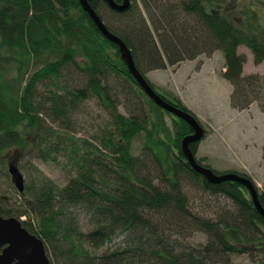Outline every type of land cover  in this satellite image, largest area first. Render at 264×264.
Segmentation results:
<instances>
[{"label":"trees","instance_id":"16d2710c","mask_svg":"<svg viewBox=\"0 0 264 264\" xmlns=\"http://www.w3.org/2000/svg\"><path fill=\"white\" fill-rule=\"evenodd\" d=\"M142 1L170 65L219 50L222 76L232 85L231 105L242 110L256 101L264 112L259 77L243 74L246 58L238 52L245 45L255 64L263 62L262 29L240 28L224 11L223 0ZM89 3L125 41L143 75L146 67H165L137 3L123 12L105 0ZM132 85L143 92L118 46L102 35L79 0H0V166L15 151L58 165L65 157L62 167L71 170L62 187L44 175L35 187L26 183L19 195L28 208L14 214L27 216L20 221L44 242L51 264H229L230 254L255 247L264 255V217L248 189L234 181L210 183L195 172L181 150L182 139L192 133L190 125L176 117L170 128L162 116L167 111L144 92L150 113L120 112L119 101ZM161 95L191 113L175 94ZM90 100L108 119L78 137L74 125ZM46 113L61 124L43 128ZM141 136L136 156L132 142ZM198 145L190 144L196 161L210 167L196 157ZM186 178L230 199L235 212L216 220L195 212L184 190ZM257 192L264 207V190ZM0 214L13 216L1 208ZM194 230L206 235L205 245L187 243L185 236ZM117 238L119 244L108 245Z\"/></svg>","mask_w":264,"mask_h":264},{"label":"rangeland","instance_id":"374dc122","mask_svg":"<svg viewBox=\"0 0 264 264\" xmlns=\"http://www.w3.org/2000/svg\"><path fill=\"white\" fill-rule=\"evenodd\" d=\"M131 5H137L142 9V13L145 17L146 23L151 30L153 37L155 38L156 44L158 48H160L161 53L164 57L165 67L160 69H150L144 68L145 77L154 85L155 90L163 94V92H172L175 94L181 101L182 99L176 94L177 87L178 91L181 92V95L185 98L186 104L182 103L187 107L191 113H193L197 119H199L202 127L207 131L204 136V139L201 140L200 145L202 148L206 149H217L220 152L225 151L229 152L228 145L229 142L227 140V135L224 132L219 130H212V127H216L213 123L211 117L208 118V103L218 102L221 106L227 110V103L230 100V87L231 85L225 81L220 75H216L213 72V69H217L222 62V53L219 50H215L210 56H208L207 52H203L199 55H196L195 58L184 59L176 65H170L168 60H166V56L163 53L160 43L157 40V35L153 30V26L151 23V18L144 9L142 0H130ZM224 11L233 19V21L243 30L250 29L251 31H257L262 29L264 32V9L260 2H264V0H223ZM104 11V10H103ZM106 18L112 17L110 12H106ZM108 16V17H107ZM108 20V19H107ZM238 52L243 54L246 58L244 63V73L247 74H255L260 85L262 86V93H264V61L255 64L253 62V55L249 48L245 45H241L238 47ZM192 63L197 64V67L202 71L198 76V85H207L206 94L197 93L199 97L192 98L188 96L189 92L181 87L183 83V79L180 77H172V73L175 72L176 66L184 63ZM223 63V62H222ZM202 65L204 66L203 68ZM186 66V65H185ZM213 67V68H212ZM169 70V71H168ZM183 76L186 75L183 70L181 71ZM214 73L210 77H204L206 74ZM12 76V75H11ZM193 79V78H192ZM191 79V80H192ZM196 81V80H195ZM174 90V91H172ZM132 91V92H131ZM127 92V91H126ZM125 94V93H124ZM127 95L123 96L118 104V110L123 114H136L138 116H142L143 113H150V104L148 102L147 96L141 92V90L136 86H130V92L126 93ZM201 99L202 102L196 100ZM256 102V101H253ZM257 103V102H256ZM251 104V103H250ZM258 104V103H257ZM259 106V105H258ZM81 115L76 119V124L74 125V130L76 131V135L78 137H85L93 131L97 130L100 125L104 123L108 119V114L100 108L94 100H90L82 105L81 107ZM235 113L231 114L233 117ZM162 116L166 124L171 128L173 121L176 119V116L173 114H167V112H162ZM264 118L263 115H259ZM49 113L43 114V128H56L61 123ZM175 117V118H174ZM251 115L248 113H243L239 116H235L234 119L237 121V125L241 123V119L244 120L245 124H250ZM262 118H258L260 129L259 132H264V121ZM238 119H240L238 121ZM218 122V120H214ZM234 121V122H236ZM211 124V125H210ZM227 126H230L229 124ZM227 128V127H226ZM210 129L213 131L211 132ZM218 129V128H217ZM236 135L240 134V130L238 126H235ZM211 132V134H210ZM88 133V134H87ZM209 133V136L206 135ZM143 135V134H142ZM144 142V138L141 136L133 140L132 142V151L133 154L139 156L141 154V146ZM199 147V145H198ZM203 151H200L196 157H200ZM204 153H207V151ZM203 161L205 159L201 158ZM60 165L56 164L53 161H42L38 158H35L33 155L22 156L19 153H15V151L10 152V156L5 163L4 167L0 166V208L4 210H8L14 217V214L26 209L25 199L23 196H20L14 185L12 184L9 174L7 173V165L10 162H16L19 165L24 177L25 182L30 187H35L36 184L39 183V180L43 175L51 180L59 187H62L66 184V181L71 173L69 167L63 169L62 165L65 164L66 158L60 157ZM240 160V159H239ZM216 164H213L214 167H221L222 165H228L231 163H238L236 160L231 162V159H221L220 157H213V160ZM206 165V164H205ZM236 166V165H235ZM228 165V170L218 171L220 173L224 172H234L239 171V173H245L248 175L251 180L254 182L258 191L264 190V166H247L243 164H239L240 167H235ZM234 167V168H230ZM210 168H212L210 166ZM213 169V168H212ZM216 169V168H214ZM240 169V170H235ZM218 170V169H216ZM238 173V172H237ZM182 178V177H181ZM184 190L189 196L190 205L192 209L204 216L211 217V219L216 220L219 215H229V213H234L236 210L233 202L226 198L223 195H213L205 192L201 188V183L198 181L195 182V179L186 178L183 179ZM28 208V207H27ZM24 217V218H23ZM81 224H84L86 221L83 216H80ZM21 220H26L27 216H20ZM34 214L31 215V222H35ZM188 244L193 246L205 245L206 243V235L199 231H192L189 235L185 236ZM119 238L115 239L112 243L108 244L109 246H115L119 244ZM253 247V246H252ZM104 247L101 251L105 250ZM261 249H250L249 253H238V254H230L228 262L229 264H263L264 255L260 251Z\"/></svg>","mask_w":264,"mask_h":264},{"label":"water","instance_id":"95a60500","mask_svg":"<svg viewBox=\"0 0 264 264\" xmlns=\"http://www.w3.org/2000/svg\"><path fill=\"white\" fill-rule=\"evenodd\" d=\"M105 1L117 12L127 10L131 3L130 0H122L121 2L115 0ZM79 2L83 10L86 11L95 22L102 35L118 46L121 59L126 64L129 73L142 91L160 108L181 118L190 125L192 133L186 135L182 139L181 150L191 168L195 172L203 175L210 183L234 181L245 186L250 192L255 208L264 217V207L259 201L257 188L254 182L249 177L237 172L217 174L210 167L201 165L196 161L190 144L200 141L204 136L205 133L202 125L192 113L170 103L158 93L136 67L131 49L127 46L125 41L109 30L96 10L90 5L89 0H79ZM7 172L9 173L13 185L21 192L24 186V176L16 162H10L8 164ZM0 264H51V261L46 251L45 244L39 237L29 232L18 218L14 216L5 217L0 214Z\"/></svg>","mask_w":264,"mask_h":264},{"label":"crops","instance_id":"0c3cea01","mask_svg":"<svg viewBox=\"0 0 264 264\" xmlns=\"http://www.w3.org/2000/svg\"><path fill=\"white\" fill-rule=\"evenodd\" d=\"M222 62H221V65L217 69H213V72L216 75L217 74L220 75L224 79V77L222 76L223 72L225 71L223 57H222ZM203 67L204 66L202 65L201 68ZM182 70L183 72L186 73L185 76H183V74L181 73ZM201 71L202 70L198 68L197 64L195 63L194 64L190 62L187 64L182 63L176 66L175 72L172 73V77L173 78L180 77L181 79H183V83L181 87L183 88V90L186 89L189 92L188 96L192 98H195V97L202 98L197 93H202L203 95L206 94L208 84L200 85V86L198 85V80H199L198 76L200 75ZM214 73L206 74L204 75V77L205 76L210 77ZM243 74L245 75L244 70H243ZM225 81L227 80L225 79ZM227 82L230 84L229 81ZM231 92H232V85L230 87V95H231ZM176 94L182 99L183 103L186 104L185 98L183 97V95H181V92L178 91V87H177ZM196 100L200 102L203 101L201 99H196ZM208 105H209L208 111H207L208 118L211 117L213 123L216 125L215 128L212 127V130L213 131L219 130L221 132L223 131L225 135L228 134V136L226 137L229 142V145H228L229 152H225V151L220 152L219 150L215 148L213 149V151H211V149L202 148L201 145L199 144V147L197 149V155L199 154L200 151H203V153H200L201 156L199 158L205 159L204 163L211 166L213 169L214 168L218 169V170L214 169L216 171L228 170V165H231V166L236 165L235 167L237 166L240 167L239 164H243L244 166L247 165L248 167L251 165L264 166V132L262 133L259 132L260 124L258 120V118H262L259 115L264 116V112L260 109L258 104L256 102H252L247 108L242 109V110L234 108L231 105L230 100L227 103V108H228L227 110H225L224 107L221 106L218 102L209 101ZM244 112L251 115L250 117L251 123L246 125L244 120L241 119V123L237 125L238 123L236 119H234V117L239 116L243 114ZM233 113L235 114L232 117L231 114ZM215 119L218 120V122L214 121ZM239 120L240 119H238V121ZM262 120L264 121V118H262ZM228 124L230 126H227ZM235 126H238L240 130V134L238 133V135H236V132L234 129ZM212 130L210 129L211 132H213ZM208 136H209V133L206 135V137ZM204 151L205 152L207 151V153H204ZM213 157H220L221 159H224V160L229 158L231 159V162L236 160L238 163H231L225 166L222 165L221 167L217 168L213 166V164H216L214 161H212ZM230 168H234V167H230ZM235 170H240V169H235Z\"/></svg>","mask_w":264,"mask_h":264},{"label":"bare ground","instance_id":"6f19581e","mask_svg":"<svg viewBox=\"0 0 264 264\" xmlns=\"http://www.w3.org/2000/svg\"><path fill=\"white\" fill-rule=\"evenodd\" d=\"M202 139H204V136L202 137ZM201 139V140H202ZM201 140L199 141V144H200V142H201ZM187 161V160H186ZM7 167H8V165H7ZM212 169V168H211ZM21 171V170H20ZM22 172V171H21ZM8 173V172H7ZM9 174V173H8ZM23 174V173H22ZM24 176V175H23ZM10 177V176H9ZM11 180V179H10ZM13 184V183H12ZM25 184H26V182H25V177H24V186H23V190L20 192V191H18L17 190V188L15 187V185H14V187H15V189L17 190V192L18 193H22V192H24V189H25ZM24 218V217H23ZM19 220H21V219H19Z\"/></svg>","mask_w":264,"mask_h":264}]
</instances>
